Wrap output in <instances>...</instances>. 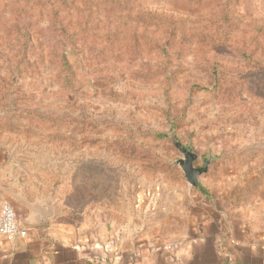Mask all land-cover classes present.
Here are the masks:
<instances>
[{
  "label": "rangeland",
  "instance_id": "obj_1",
  "mask_svg": "<svg viewBox=\"0 0 264 264\" xmlns=\"http://www.w3.org/2000/svg\"><path fill=\"white\" fill-rule=\"evenodd\" d=\"M172 134L209 162L197 187ZM13 194L158 243L206 216L264 233V0H0V208Z\"/></svg>",
  "mask_w": 264,
  "mask_h": 264
},
{
  "label": "crops",
  "instance_id": "obj_2",
  "mask_svg": "<svg viewBox=\"0 0 264 264\" xmlns=\"http://www.w3.org/2000/svg\"><path fill=\"white\" fill-rule=\"evenodd\" d=\"M8 200L27 235H0V264H264V233L238 232L217 216L158 243L136 229L134 220H118L107 211L67 222L47 214L42 203L16 194Z\"/></svg>",
  "mask_w": 264,
  "mask_h": 264
},
{
  "label": "water",
  "instance_id": "obj_3",
  "mask_svg": "<svg viewBox=\"0 0 264 264\" xmlns=\"http://www.w3.org/2000/svg\"><path fill=\"white\" fill-rule=\"evenodd\" d=\"M171 140L174 146L184 155V158L176 160L175 163L181 166L187 181L192 186H199L200 176L207 173L209 162L207 161L204 166H196L195 161L198 159V155L190 147L185 146L174 134L171 135ZM46 213L50 215L52 211L48 208Z\"/></svg>",
  "mask_w": 264,
  "mask_h": 264
},
{
  "label": "built area",
  "instance_id": "obj_4",
  "mask_svg": "<svg viewBox=\"0 0 264 264\" xmlns=\"http://www.w3.org/2000/svg\"><path fill=\"white\" fill-rule=\"evenodd\" d=\"M0 235L11 239L27 235L26 229L17 221L15 209L9 202H4L0 208Z\"/></svg>",
  "mask_w": 264,
  "mask_h": 264
},
{
  "label": "trees",
  "instance_id": "obj_5",
  "mask_svg": "<svg viewBox=\"0 0 264 264\" xmlns=\"http://www.w3.org/2000/svg\"><path fill=\"white\" fill-rule=\"evenodd\" d=\"M63 60H64V64H65V65H68V59H67L66 56H63ZM159 136H166V134L161 133V134H159Z\"/></svg>",
  "mask_w": 264,
  "mask_h": 264
}]
</instances>
